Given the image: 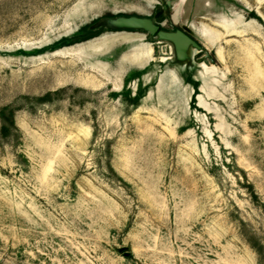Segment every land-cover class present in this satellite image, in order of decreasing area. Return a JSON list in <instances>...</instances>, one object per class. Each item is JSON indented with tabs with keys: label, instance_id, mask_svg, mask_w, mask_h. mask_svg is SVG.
Segmentation results:
<instances>
[{
	"label": "rangeland",
	"instance_id": "374dc122",
	"mask_svg": "<svg viewBox=\"0 0 264 264\" xmlns=\"http://www.w3.org/2000/svg\"><path fill=\"white\" fill-rule=\"evenodd\" d=\"M0 264H264V0H0Z\"/></svg>",
	"mask_w": 264,
	"mask_h": 264
},
{
	"label": "water",
	"instance_id": "95a60500",
	"mask_svg": "<svg viewBox=\"0 0 264 264\" xmlns=\"http://www.w3.org/2000/svg\"><path fill=\"white\" fill-rule=\"evenodd\" d=\"M109 23L112 28H139L148 30L151 34L156 35L160 39L173 42L178 52H183L189 43H192L196 47H200L197 40L186 32L188 31L187 27L176 30L161 29L152 19L137 15H119L109 19Z\"/></svg>",
	"mask_w": 264,
	"mask_h": 264
},
{
	"label": "trees",
	"instance_id": "16d2710c",
	"mask_svg": "<svg viewBox=\"0 0 264 264\" xmlns=\"http://www.w3.org/2000/svg\"><path fill=\"white\" fill-rule=\"evenodd\" d=\"M86 27H87V25L83 26L81 29H85ZM99 33H100V31L90 32L89 34L83 36V39H89V38L95 37V36L99 35ZM74 39H77V38H73V39L72 38L69 39V38H66V37L65 38H61V40L58 43L59 45L58 46H54L55 47L54 49L60 48V47H62V45L72 44V43H74L73 41H75ZM192 83H193V86H194V89H195V92H194L192 98H193V100H195V96H196V94L199 91V83H198V81H195V80H192Z\"/></svg>",
	"mask_w": 264,
	"mask_h": 264
},
{
	"label": "flooded vegetation",
	"instance_id": "af4514ba",
	"mask_svg": "<svg viewBox=\"0 0 264 264\" xmlns=\"http://www.w3.org/2000/svg\"><path fill=\"white\" fill-rule=\"evenodd\" d=\"M192 37V36H191Z\"/></svg>",
	"mask_w": 264,
	"mask_h": 264
}]
</instances>
